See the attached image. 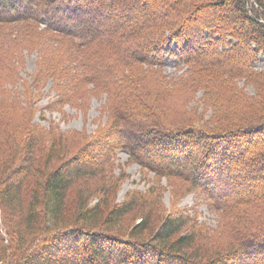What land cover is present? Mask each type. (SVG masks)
Listing matches in <instances>:
<instances>
[{"label":"trees","instance_id":"16d2710c","mask_svg":"<svg viewBox=\"0 0 264 264\" xmlns=\"http://www.w3.org/2000/svg\"><path fill=\"white\" fill-rule=\"evenodd\" d=\"M260 55L264 0H0V264H264ZM47 81L105 123L41 124ZM118 150L155 176L119 202Z\"/></svg>","mask_w":264,"mask_h":264},{"label":"rangeland","instance_id":"374dc122","mask_svg":"<svg viewBox=\"0 0 264 264\" xmlns=\"http://www.w3.org/2000/svg\"><path fill=\"white\" fill-rule=\"evenodd\" d=\"M148 3V2H147ZM151 3V1L149 2ZM140 5V3L138 4ZM225 12V11H224ZM213 15V12L210 13ZM36 57L35 53L27 54L24 53V65L19 71V75L22 79L30 80V73L35 69L34 59ZM17 63V60H15ZM178 60L167 56L164 60V72L169 76H177L182 68L179 65ZM256 68L264 69V56L260 55L257 62L255 63ZM20 81V80H19ZM242 83V82H240ZM51 82L47 81L46 85L42 88L44 94L37 100V105L39 106L37 113L35 115V119L39 121L43 125H47L49 122V118L53 119L55 122H59L60 128L63 130L66 129H85L87 134L93 135L96 131L97 125H103L105 123V115H99V110L103 107L104 104V96L99 95L92 97L88 101L86 106V114H82L83 111L78 105V108H71L68 104H63L61 108L67 114L62 116L61 112L57 110L48 111L43 106L47 103V99L53 96V91L50 90ZM17 87L21 90L22 87L18 84ZM246 89L252 93L251 86H247ZM200 93H198V96ZM85 101V102H86ZM128 153L126 151L118 150L116 152L117 159L115 163L118 164V167L124 172L122 175V181L120 186L115 194V200L117 202L124 199V194L131 189H136L140 191H144L152 182V179L155 177L152 171H146L141 168L137 163L126 161ZM116 167L115 172H120V169ZM161 183L166 186V180L161 179ZM170 194L168 189L163 194V203L169 209L170 208ZM95 201V200H93ZM193 203L192 193H188L181 197L177 202V206L179 205H191ZM197 209L200 212L198 216L199 220L206 221L211 226H215V215L208 209L205 203L197 205Z\"/></svg>","mask_w":264,"mask_h":264}]
</instances>
